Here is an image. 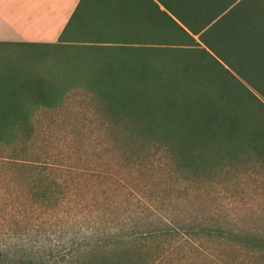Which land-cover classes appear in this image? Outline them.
I'll return each instance as SVG.
<instances>
[{
	"label": "trees",
	"instance_id": "trees-1",
	"mask_svg": "<svg viewBox=\"0 0 264 264\" xmlns=\"http://www.w3.org/2000/svg\"><path fill=\"white\" fill-rule=\"evenodd\" d=\"M84 2L58 44L94 47L103 55L86 81L92 92L84 103L93 131L108 148L106 157L119 159L127 170L157 163L194 184L202 180L214 146L229 159L230 147L244 145L248 157L264 167V126L251 113L256 108L264 117V0L219 4L220 18H179L181 25L167 19L166 32L155 34L119 33L108 21L81 18ZM44 85L28 88L36 91L29 94L34 106L53 109L68 102ZM20 92H0V177L7 176L3 190L15 198L11 209L18 214L0 233V264H128L131 255L146 252L149 240L170 243L183 235L216 237L221 245L264 257V236L194 215L183 220L174 210L170 214L165 204L171 202L163 196L139 190L140 197H128L116 188L103 190L100 199H84L71 187L83 179L70 180L69 165L35 152L41 135L37 114L19 110ZM211 156L220 158L218 151ZM104 174L89 178L93 194L112 180Z\"/></svg>",
	"mask_w": 264,
	"mask_h": 264
},
{
	"label": "rangeland",
	"instance_id": "rangeland-1",
	"mask_svg": "<svg viewBox=\"0 0 264 264\" xmlns=\"http://www.w3.org/2000/svg\"><path fill=\"white\" fill-rule=\"evenodd\" d=\"M102 56L101 51L94 47L74 44L30 47L0 44V92L21 90L19 110L37 114L35 125L41 135L35 152L69 165L72 173L68 174V170L64 173L71 176L68 177L70 180L83 179L77 187L74 183L71 187L75 192L81 190L84 199H100L103 190L109 193L116 188L120 189L121 195L128 193V197L130 194L140 197L139 190L147 191L153 197L163 196L166 202L170 201V205L165 204L170 214L175 216V211L183 220L194 215L203 221H215L233 230L264 236V167L248 157L249 150L244 145L230 147L232 157L229 159L221 158L224 153L214 146L204 166L203 178L196 184L190 180L180 181L178 175L163 170L157 163L151 167L127 170L119 159L106 157L104 152L108 148L103 144L104 139L93 131L95 124H92L84 103L92 92L86 87V81L104 60ZM35 82L45 84L47 93L67 98L68 102L53 109L34 106L29 94L36 91L28 88L34 87ZM251 113L264 126V117L259 110L252 108ZM205 150L210 151V144L205 145ZM216 150L220 158L213 160L211 154ZM95 172L112 176V180H104L98 194L91 192L96 188L89 179L95 176ZM207 176L213 181H207ZM6 178L0 177V233H5L18 217L17 210L11 209L15 198L3 190L2 180L4 183ZM85 205V209L91 208ZM145 251L141 256L131 255L127 263L264 264L263 254H252L238 246L221 245L216 237L192 240L190 236L183 235L170 243L154 238L146 243Z\"/></svg>",
	"mask_w": 264,
	"mask_h": 264
},
{
	"label": "crops",
	"instance_id": "crops-1",
	"mask_svg": "<svg viewBox=\"0 0 264 264\" xmlns=\"http://www.w3.org/2000/svg\"><path fill=\"white\" fill-rule=\"evenodd\" d=\"M80 1L0 0V44H58ZM244 1L250 0H85L79 16L108 21L119 33L155 34L166 32L167 19L220 18L219 4Z\"/></svg>",
	"mask_w": 264,
	"mask_h": 264
}]
</instances>
